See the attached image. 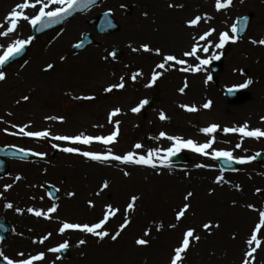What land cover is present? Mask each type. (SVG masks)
Here are the masks:
<instances>
[{
    "label": "rangeland",
    "instance_id": "rangeland-1",
    "mask_svg": "<svg viewBox=\"0 0 264 264\" xmlns=\"http://www.w3.org/2000/svg\"><path fill=\"white\" fill-rule=\"evenodd\" d=\"M23 2L0 0V24L4 25L0 32L8 27V14ZM215 4L216 0H169L166 4L162 0H103L63 27L32 39L25 55L4 71L6 79L0 81V146L43 155L29 162H9V174L0 177V219L11 229L8 239L0 241L3 256L18 262L43 253L44 258L33 264H170L184 233L194 229L200 239L190 238L182 264H242L245 253L256 246L246 241L260 221L259 213L264 211V167L255 161L257 154L264 153V137L225 134L223 129L247 124L248 130L264 131V45L259 43L264 40V0H232L231 6L221 11ZM39 7L37 4L24 12L33 17ZM58 7L61 5L49 4L45 11ZM104 12L111 14L118 32L100 36L95 27L88 26V20ZM197 16L202 18L200 23L189 27L188 22ZM244 17H249L247 28L244 34L235 36L233 43L232 28ZM31 28L27 21H20L15 32L0 36V55L13 41L32 37ZM210 30L214 31L207 40H199ZM221 33H228L229 39L223 47L216 48ZM85 34L92 36L94 45L74 52L73 45ZM56 41L65 45L53 48ZM144 45L152 51L144 52ZM194 45L199 49V59L157 67L166 55L185 60L184 54ZM205 46H209L207 53L203 51ZM114 50L119 51L118 58L109 55ZM156 50L161 54L157 55ZM214 55L222 57L216 75L208 64L200 65L196 73L184 70L196 67L203 59L210 64ZM49 64L54 67L46 70ZM136 73L141 75L134 81ZM154 74L158 79L153 83ZM249 80L251 84L241 87ZM121 83L123 88L105 91ZM228 88L239 90V96L245 99L228 101L224 95ZM152 95L159 102L138 113L131 111ZM25 96L29 99L24 100ZM209 101L211 107L204 109ZM182 106H194L197 111L188 112ZM116 109L119 114L109 122V114ZM161 113L166 117L163 121ZM213 124L219 127L210 136L200 131ZM24 125H29L25 131H48L50 136H23L18 129ZM117 129V142L107 145L51 139L81 133L107 137ZM161 133L165 136L161 137ZM166 137L193 140L196 144L214 139L208 153L229 151L234 158L246 162L234 171L223 172L217 159L181 148L175 155L185 154L190 162L172 164L166 150L173 147V141ZM136 144L143 147L135 149ZM237 144L241 146L237 148ZM65 147L100 154L111 150V154L119 156L128 152L147 156L149 150H159V155L153 157V169L112 160L99 163L61 151ZM198 164L205 167L198 168ZM125 171L130 175L125 176ZM217 177H223L219 184ZM105 182L109 187L101 191ZM8 185L11 187L5 191ZM44 185L56 189L55 201L48 199ZM189 192L193 195L185 201ZM69 193L74 195L70 197ZM133 197L137 198L134 209L126 215ZM89 202L94 206L89 207ZM9 203L13 205L11 209L6 208ZM185 203L190 207L177 221V211ZM53 204L57 210L49 212ZM108 206L118 212L110 215L102 230L115 234L126 222L125 216L128 218V226L116 241L109 237L101 241L78 230L60 234L65 222L89 226L99 222ZM30 208L49 218L36 217L28 211ZM206 223L213 225L208 231L203 227ZM145 231L150 235L144 236ZM140 238L147 239L148 245L137 246L135 241ZM257 238L261 247L248 258L250 264H264V225ZM80 240L86 243L79 245ZM65 242L69 245L66 259L49 251Z\"/></svg>",
    "mask_w": 264,
    "mask_h": 264
},
{
    "label": "snow or ice",
    "instance_id": "snow-or-ice-1",
    "mask_svg": "<svg viewBox=\"0 0 264 264\" xmlns=\"http://www.w3.org/2000/svg\"><path fill=\"white\" fill-rule=\"evenodd\" d=\"M82 2H88V3H95V0H49V3H44V0H34V2H32V0H24L23 3L18 4L16 7H14L12 9V11L8 14V16L5 18L6 23L8 24V27L6 29V31L0 32V36H8L10 33H13L17 30V27L20 23V21H27V23L29 25H31L32 27H35L38 23H40L43 18L47 17V19L49 20V22H54L56 20V18L58 17H62V16H66L69 11L74 7V5L78 4V3H82ZM242 2V0H241ZM37 4L40 5L39 7V11L38 14H36L33 17H29L28 15L25 14L24 10L28 9V8H35L37 6ZM49 4H58L61 5V7L56 8L53 11H45L46 8L49 7ZM232 4V0H216V10L217 11H221L222 9H225L229 6H231ZM169 7H173V5H169ZM201 17L197 16L194 19H192L191 21L188 22V26L189 27H195L197 26L200 21H201ZM4 25L0 24V28H3ZM240 29L237 26H233L232 28V42L235 43L236 39H235V34L238 33ZM214 30H210L208 32H206L204 35H201L199 37V40H207V38L209 36L212 35V32ZM32 37H29L28 39H18L13 41L12 44H10L8 46V48L4 51L3 55H0V66H3L4 64H6L10 59L14 58L16 55H19L23 49L32 43ZM229 39V34L228 33H221L220 37H219V43L215 45L216 48H221L223 47V45L225 44V42ZM253 43H256V41H253ZM259 43L261 45H264V40H260ZM80 44L75 45V47H80ZM210 46V45H209ZM209 46H205L203 47V51L205 53H207L209 51ZM142 50L144 52H150L152 51L147 45L142 46ZM132 51H137L136 48H133ZM199 51V49L194 45L191 48V51L186 52L184 55L185 56H190V57H196L197 59H199V57L196 56L197 52ZM156 54L160 55V51L156 50ZM109 55H111L113 58H115L116 53L112 52L109 53ZM212 59H219V56L214 55L212 57ZM163 63H160L157 65L158 68L163 69L165 68V64L168 62H174L177 65H182L184 63H186V61L184 60H180L177 59L175 56L173 55H166L163 56ZM209 60L208 59H203L199 61V65H197L196 67H190V69H184L185 71L191 70L193 73L199 72L201 70L200 65H207L209 64ZM54 67V65L49 64L47 66V69H52ZM141 75V73H136L133 75L132 79L135 81L136 77ZM6 79L5 73L4 72H0V81H4ZM158 79V75L154 74L152 76V82L154 83L156 80ZM208 79H211V77H209ZM207 82V81H206ZM252 81L249 80L247 81L245 84L241 85V87H247L249 84H251ZM147 86H151V85H147ZM113 87H119V88H123L124 84L121 83L118 86H110L108 88L105 89L106 92H111L113 90ZM187 87V84H185L184 88ZM184 88H181L180 91L183 92ZM77 99H94V97H76ZM24 100H28L29 97L25 96L23 98ZM147 103V101H141L140 105L138 107L133 108L131 111L133 113H138L141 111V109L143 108V106ZM184 107V109L188 112H196L197 108L194 106H182ZM211 107V102H207L203 105L204 109H209ZM119 114V109L113 110L110 114H109V122H112V117H115ZM162 121L166 119L165 115L163 113L160 114L159 117ZM48 119H56L55 117H49ZM13 127H16L15 125H13ZM29 127V125H24L23 127H20L18 129L19 133L22 134L23 136L26 137H32V138H37V139H42V138H46L50 136V133L48 131H39V132H28L25 131V128ZM218 125H210L209 127L206 128H202L200 131L205 134L206 136H210L211 134L217 132L218 130ZM223 132L225 134L228 133H239L241 137H249V138H254V139H260L262 137H264V131H261L260 129H256V130H248V125L244 124L243 126L240 127H232V128H224ZM119 135V131L114 130L109 136L104 137V136H96V137H92V136H87L84 135L83 133L74 136V137H67V136H52L51 139L53 140H58V141H69L70 143L73 144H84V145H90L92 142H99L102 144H109V143H115L117 142L116 138ZM161 137H164L165 134L161 133L160 134ZM167 139L173 141V147L169 148L166 150L167 155L171 156V155H175L176 152H178L181 148H188L191 151L199 154V155H209L210 158L212 159H217V158H223L225 161H233L236 163H245L246 161L244 159H236L233 157L232 153L229 151H223V150H213L211 153H208L207 150L211 149L213 146V143L215 142L214 139H209L208 142L203 143V144H196L193 140H182L180 137H166ZM53 147H56V145H52ZM241 145L237 144L236 147L239 148ZM143 146L141 144H136L134 145L135 149H140ZM22 151V150H21ZM61 151L65 152V153H76L79 154L89 160L92 161H96L99 163H105L109 160L112 161H119L122 164H132V165H142V166H147V167H151L153 169L156 168V164L153 162V157L154 156H158L159 155V150H156L155 152L153 150H149L147 153V156L144 155H136L134 152H128L123 156H119V155H114L111 154V150H109V154H100V153H93V152H88V151H79L78 149L72 148V147H65L62 148ZM24 155H28L27 152L24 153ZM33 155H43V154H36L33 153ZM259 155V154H257ZM165 167L167 166L166 164L164 165ZM198 168L201 167H205L204 165L198 164L197 165ZM125 176L130 175L129 172L125 171L124 172ZM17 180L20 179V177L16 178ZM223 180V177H217L216 179V183H220ZM11 185H8L7 188H5V191L8 190V188H10ZM109 187L108 183L105 182L102 187H101V191L107 189ZM237 188H239V186H237ZM259 191V190H258ZM70 197L74 195V193H69L68 194ZM97 195H99V193H97ZM193 195V193L189 192L187 193V195L184 197L185 201H188L189 198ZM136 197H133L131 199V201L128 203L127 208H126V213L133 210L134 206H135V202H136ZM94 205H92L91 202H89V207H93ZM13 207V205L11 203L6 205V208L11 209ZM190 205L188 203H185V205L180 208L177 211L176 214V220L180 221L184 216L185 213L188 211ZM249 207H252L251 205ZM57 210V206L55 204H53V206L48 210L49 212H55ZM28 211L32 214H34L36 217H41L42 215H44L45 219H48L49 217L45 214H43L41 211H34L33 209H28ZM118 212V209H113L111 206H108L105 214L103 216V219H101L99 222H96L94 224H92L91 226L84 224V225H80V224H72V223H63L62 226L59 229L60 234H63L65 232V230H78L81 232H84L86 234H90L93 237H97L99 240L103 241L106 237H109L112 241H116L118 239V237L121 235V233L123 232V230L128 226V218L127 216H125V223L121 225L120 229L115 232V234H110L108 231L102 230L105 226V224L109 221L110 215L111 216H115L116 213ZM260 216V221L259 223L256 225V229L253 231L251 237L246 241V243L248 245H252L253 242H255V247L251 248L249 251H247L245 253V259L242 262V264H250L249 259L253 257V254L257 251L258 248L261 247V241L257 238V232L260 231L261 225H264V211H261L259 213ZM205 231L210 230L213 225L211 224H204L203 225ZM216 227H218V225H216ZM99 230V231H98ZM159 230V229H157ZM150 233L148 231H145L144 236H149ZM48 237H44V239H47ZM190 238L192 240L195 241H199L200 237L196 236L194 234V229H189L184 233L181 245L177 248L174 249L175 254L171 257L170 260V264H182V260H183V256L182 254L185 253L189 247H190ZM35 242V241H34ZM44 241L41 240L40 243H43ZM86 241L85 240H80L79 241V245H83L85 244ZM137 246H147L149 241L147 239H137L135 241ZM68 243L65 242L61 245H59L57 248H52L49 249V251L52 252H60L63 249L68 248ZM19 256L23 257V253H19ZM0 257H2L5 261L6 264H33V261H38V260H42L44 258L43 253L38 254L36 256H33L29 259H22L18 262L13 261L12 259L3 256L2 253H0Z\"/></svg>",
    "mask_w": 264,
    "mask_h": 264
},
{
    "label": "water",
    "instance_id": "water-1",
    "mask_svg": "<svg viewBox=\"0 0 264 264\" xmlns=\"http://www.w3.org/2000/svg\"><path fill=\"white\" fill-rule=\"evenodd\" d=\"M99 1L100 0H95V3H88V2L78 3L74 5V7L69 11V13L66 16L58 17L56 18L54 22H49L47 17L43 18V20L40 23H38L35 27H33L32 29L33 38H36L55 28L61 27L64 23L72 19L78 13H83L87 11L88 9L96 5ZM92 22L93 23L97 22L96 29L100 35H107L110 33L117 32L119 30V27L112 20L111 16L107 13L101 15L99 19H95ZM248 22H249V17H245L237 21V27L240 30L238 31V33L235 34L236 36H241L242 34H244L247 28ZM92 43L93 41L91 40L90 36L85 35L83 37L82 42L79 43L81 46L80 47L74 46V50L75 51L84 50L88 45H91ZM25 51H26V47L23 49V51L19 55H16L14 58L10 59L6 64L1 66L2 69H5L12 62L19 59L25 53ZM115 53H116L115 57H118L119 51L115 50ZM219 70H220L219 67H214L212 69L214 73H217ZM236 92L237 91H234V90H227L226 95L231 99L232 102H239L240 100L245 99L244 97H240V98L236 97ZM157 100L158 99L156 97L149 98L147 100V103L145 104V108L149 107L154 101H157ZM24 153H25L24 151H18L15 149H9V148L0 149V175L7 174L9 172L8 165L6 164L4 159L31 160L34 158L33 154L27 152L28 155H24ZM169 160L172 163H183L187 161V159L184 156H171ZM218 161L220 163L221 168L224 170H234L239 165V163L234 162V160L225 161L223 158H219ZM257 161L261 163L262 165H264V154H260L257 157ZM46 188H47V194L49 198L56 199L57 191L48 186ZM9 233H10L9 227L6 225L4 221L0 220V240L7 239ZM56 253H59L61 258H65L68 255L67 249H63L60 252H56ZM0 264H6V262L3 260H0Z\"/></svg>",
    "mask_w": 264,
    "mask_h": 264
},
{
    "label": "bare ground",
    "instance_id": "bare-ground-1",
    "mask_svg": "<svg viewBox=\"0 0 264 264\" xmlns=\"http://www.w3.org/2000/svg\"><path fill=\"white\" fill-rule=\"evenodd\" d=\"M65 44L62 42V41H56L55 42V45L53 46V48H62L63 46H64ZM101 52H99V54H100ZM196 56H197V54H196ZM100 60H101V58H99ZM195 59H196V57H192V58H187L186 59V56H185V60L184 61H186V62H190V61H195ZM181 182V181H180ZM15 240H17V239H15Z\"/></svg>",
    "mask_w": 264,
    "mask_h": 264
}]
</instances>
